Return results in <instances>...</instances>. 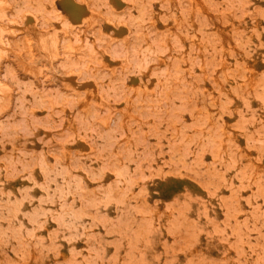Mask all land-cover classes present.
Masks as SVG:
<instances>
[{"label":"rangeland","instance_id":"1","mask_svg":"<svg viewBox=\"0 0 264 264\" xmlns=\"http://www.w3.org/2000/svg\"><path fill=\"white\" fill-rule=\"evenodd\" d=\"M0 264H264V0H0Z\"/></svg>","mask_w":264,"mask_h":264},{"label":"bare ground","instance_id":"2","mask_svg":"<svg viewBox=\"0 0 264 264\" xmlns=\"http://www.w3.org/2000/svg\"><path fill=\"white\" fill-rule=\"evenodd\" d=\"M68 7V6H67ZM76 16V14H74ZM27 42V41H26Z\"/></svg>","mask_w":264,"mask_h":264}]
</instances>
